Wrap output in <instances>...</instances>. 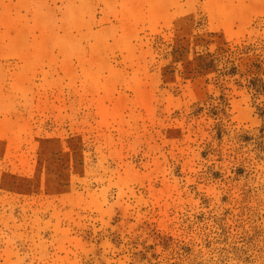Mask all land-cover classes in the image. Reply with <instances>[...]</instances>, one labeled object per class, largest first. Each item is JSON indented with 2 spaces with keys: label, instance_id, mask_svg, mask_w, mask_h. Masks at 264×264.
Segmentation results:
<instances>
[{
  "label": "rangeland",
  "instance_id": "374dc122",
  "mask_svg": "<svg viewBox=\"0 0 264 264\" xmlns=\"http://www.w3.org/2000/svg\"><path fill=\"white\" fill-rule=\"evenodd\" d=\"M0 264H264V0H0Z\"/></svg>",
  "mask_w": 264,
  "mask_h": 264
}]
</instances>
